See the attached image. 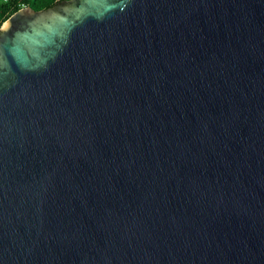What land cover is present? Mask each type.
I'll return each instance as SVG.
<instances>
[{
  "label": "water",
  "instance_id": "obj_1",
  "mask_svg": "<svg viewBox=\"0 0 264 264\" xmlns=\"http://www.w3.org/2000/svg\"><path fill=\"white\" fill-rule=\"evenodd\" d=\"M0 264H264V0L12 14Z\"/></svg>",
  "mask_w": 264,
  "mask_h": 264
},
{
  "label": "trees",
  "instance_id": "obj_2",
  "mask_svg": "<svg viewBox=\"0 0 264 264\" xmlns=\"http://www.w3.org/2000/svg\"><path fill=\"white\" fill-rule=\"evenodd\" d=\"M65 0H0V27L14 13L23 7L34 10L48 9Z\"/></svg>",
  "mask_w": 264,
  "mask_h": 264
}]
</instances>
